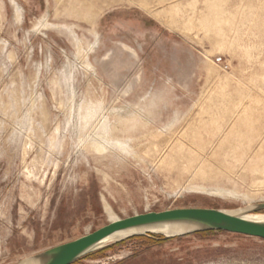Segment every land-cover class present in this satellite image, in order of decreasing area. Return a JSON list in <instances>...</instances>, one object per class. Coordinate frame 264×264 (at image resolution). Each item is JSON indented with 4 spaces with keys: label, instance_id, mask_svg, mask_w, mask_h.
<instances>
[{
    "label": "rangeland",
    "instance_id": "1",
    "mask_svg": "<svg viewBox=\"0 0 264 264\" xmlns=\"http://www.w3.org/2000/svg\"><path fill=\"white\" fill-rule=\"evenodd\" d=\"M260 202L264 0H0V264L139 213ZM156 237L75 264H264L262 238Z\"/></svg>",
    "mask_w": 264,
    "mask_h": 264
},
{
    "label": "water",
    "instance_id": "2",
    "mask_svg": "<svg viewBox=\"0 0 264 264\" xmlns=\"http://www.w3.org/2000/svg\"><path fill=\"white\" fill-rule=\"evenodd\" d=\"M263 210L264 202H260L236 209L180 207L139 213L38 252L18 264H74L110 241L134 236L169 239L207 231H226L264 239V220L250 217ZM118 232L126 234L122 238L110 239Z\"/></svg>",
    "mask_w": 264,
    "mask_h": 264
},
{
    "label": "trees",
    "instance_id": "3",
    "mask_svg": "<svg viewBox=\"0 0 264 264\" xmlns=\"http://www.w3.org/2000/svg\"><path fill=\"white\" fill-rule=\"evenodd\" d=\"M89 192L93 195V197H94L95 199H98V196H97V186H96L95 183H91V184H90ZM207 232H210V231H207ZM201 233L203 234V233H206V232H201ZM134 237L144 238V239H146L147 241H149V242H153V243H160V242H159V239H157L156 236H154V237H147V236H134ZM150 246H152V244H151ZM110 248H111V247H110ZM110 248H107V249H110ZM133 257H134V256H133ZM83 259H84V258H83ZM79 261H80V260H79ZM79 261H77V262H79ZM77 262H75V263H77ZM75 263H74V264H75Z\"/></svg>",
    "mask_w": 264,
    "mask_h": 264
},
{
    "label": "bare ground",
    "instance_id": "4",
    "mask_svg": "<svg viewBox=\"0 0 264 264\" xmlns=\"http://www.w3.org/2000/svg\"><path fill=\"white\" fill-rule=\"evenodd\" d=\"M93 114V113H92ZM85 117H86V115H85ZM89 119V118H88ZM92 119V118H91ZM87 120V119H86ZM85 123H87V122H85ZM88 124V123H87ZM94 141V140H93ZM98 142V141H97ZM104 143V142H103ZM93 144H95V142L93 143ZM97 144V143H96ZM101 144H102V142H101ZM105 146H106V144H105ZM98 147H100V145H98ZM104 147V146H103ZM106 148V147H105ZM250 217H252V218H255V219H258V220H264V214H261V213H258V214H253V215H251ZM116 221V220H115ZM125 234H126V232L124 233V232H118V233H115L114 235H112L111 237H110V239H116V238H122V237H124L125 236ZM23 264H26V263H23Z\"/></svg>",
    "mask_w": 264,
    "mask_h": 264
},
{
    "label": "built area",
    "instance_id": "5",
    "mask_svg": "<svg viewBox=\"0 0 264 264\" xmlns=\"http://www.w3.org/2000/svg\"><path fill=\"white\" fill-rule=\"evenodd\" d=\"M219 60H221V58Z\"/></svg>",
    "mask_w": 264,
    "mask_h": 264
}]
</instances>
